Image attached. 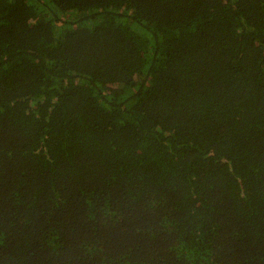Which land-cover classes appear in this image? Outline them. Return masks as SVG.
I'll return each mask as SVG.
<instances>
[{
	"label": "trees",
	"instance_id": "1",
	"mask_svg": "<svg viewBox=\"0 0 264 264\" xmlns=\"http://www.w3.org/2000/svg\"><path fill=\"white\" fill-rule=\"evenodd\" d=\"M0 264H264V0H0Z\"/></svg>",
	"mask_w": 264,
	"mask_h": 264
}]
</instances>
